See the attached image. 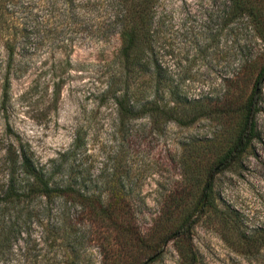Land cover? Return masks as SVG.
I'll use <instances>...</instances> for the list:
<instances>
[{"label":"rangeland","instance_id":"rangeland-1","mask_svg":"<svg viewBox=\"0 0 264 264\" xmlns=\"http://www.w3.org/2000/svg\"><path fill=\"white\" fill-rule=\"evenodd\" d=\"M228 6L227 0L156 5V51L172 88L218 105L191 125L170 121L156 129L148 118H137L121 129L115 103L104 92L120 70V36H34L35 49L20 45L10 71L0 38V264H103L104 258L84 229L76 236L70 228L55 230L46 212L27 201L7 208V150L18 140L43 164L71 165L91 192L109 181L105 194L137 202L145 234L167 220L169 200L196 206L211 178L212 203L187 236L167 239L147 264H186L181 245L193 253L194 264H264V83L257 136L236 161L218 163L237 139L238 103L249 96L264 64V42L246 21L229 22ZM227 101L233 107L222 106ZM79 131L84 143L70 157ZM195 138L200 150L190 145Z\"/></svg>","mask_w":264,"mask_h":264},{"label":"trees","instance_id":"trees-1","mask_svg":"<svg viewBox=\"0 0 264 264\" xmlns=\"http://www.w3.org/2000/svg\"><path fill=\"white\" fill-rule=\"evenodd\" d=\"M227 1V20L246 21L254 29L255 37L264 42V0ZM157 2L0 0V38L9 51L8 71L14 66L20 45L23 49H35L34 36L40 39V36H76L84 32L90 36L117 35L122 42L118 53L120 70L104 92L106 98H112L115 103L121 129L137 118H148L156 129L170 121L191 125L213 112L218 105L209 99L189 96L179 87L172 88L166 78L156 51ZM263 83L264 64L255 76L251 93L244 102L238 103L237 139L219 159V165L224 167L236 161L257 136L255 117L260 110ZM9 85V75H6L5 97ZM232 105L233 102L227 101L222 106ZM200 142L201 139L195 138L190 145L200 150ZM83 143L84 136L79 131L70 157L76 155ZM7 151L10 173L3 194L7 208L27 201L31 209L42 208L46 212L47 225L55 230L64 227L62 230L68 231L70 228L76 236L84 229L99 243L104 253L103 264H147L158 255L167 239L179 240L187 236L197 215L212 203L209 190H212L213 180L208 178L196 206L189 207L183 198L169 200L165 211L167 220L145 234L137 222V202L123 194H105L109 181L103 182L105 191L91 192L89 183L80 178L71 165L63 164L58 168L43 164L22 140L11 144ZM1 240L2 232L0 247ZM179 247L187 259L186 264H194L193 253H186L182 245Z\"/></svg>","mask_w":264,"mask_h":264}]
</instances>
